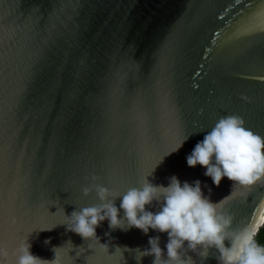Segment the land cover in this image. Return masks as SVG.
Masks as SVG:
<instances>
[{
  "label": "water",
  "instance_id": "water-1",
  "mask_svg": "<svg viewBox=\"0 0 264 264\" xmlns=\"http://www.w3.org/2000/svg\"><path fill=\"white\" fill-rule=\"evenodd\" d=\"M233 1L0 0V247L8 261L26 239L42 259L57 248L60 264H152L135 249L157 235L166 254L167 233L111 230L105 220L99 243L67 229L74 210L100 203L95 190L83 194L92 175L122 196L155 168L148 179L157 185L173 175L199 180L234 228L255 219L264 178L241 187L225 177L217 187L186 159L222 116L239 115L264 137V34L253 48L212 34L211 17ZM256 10L245 19L264 23V3ZM213 253L188 255L219 264Z\"/></svg>",
  "mask_w": 264,
  "mask_h": 264
},
{
  "label": "clouds",
  "instance_id": "clouds-1",
  "mask_svg": "<svg viewBox=\"0 0 264 264\" xmlns=\"http://www.w3.org/2000/svg\"><path fill=\"white\" fill-rule=\"evenodd\" d=\"M187 139L188 136L168 154L178 151ZM186 159L189 167H204V175L217 187L225 177L233 186L251 187L264 178V137L246 128L239 115L222 116ZM162 161L163 158L158 164ZM154 170L143 178L139 187L129 188L122 196L97 183L100 177L92 175L91 185L83 188V194L87 196L95 190L100 203L74 210L67 216V229L85 240L98 242L96 229L105 220L111 230L136 228L145 235L150 229L167 233L166 254L160 247L159 235L149 238V248L135 249L140 254L138 261L151 256L154 257L152 264H196L188 252L196 253L204 261L211 249H216L218 255H213L219 264H264V240L256 238L264 226V202L254 213L256 219L234 228L233 216L222 210L220 201L213 203L204 195L199 180L181 184L173 175L167 186L157 185L148 179ZM118 197H122L119 208L115 203ZM154 202L159 205L158 209L155 212L146 210V205L152 206ZM261 222L263 224L258 227ZM226 240L230 246L225 245ZM101 245L107 248V244ZM30 248L26 239L13 253L15 260L8 261V251L0 247V264H60L57 248L52 260L33 255Z\"/></svg>",
  "mask_w": 264,
  "mask_h": 264
},
{
  "label": "bare ground",
  "instance_id": "bare-ground-1",
  "mask_svg": "<svg viewBox=\"0 0 264 264\" xmlns=\"http://www.w3.org/2000/svg\"><path fill=\"white\" fill-rule=\"evenodd\" d=\"M262 3L264 0H235L230 2L226 8L211 17L212 34L215 32L221 34L224 42L253 48L259 34H264V23L260 19L248 22L245 17L261 6ZM260 51H264V48H261Z\"/></svg>",
  "mask_w": 264,
  "mask_h": 264
},
{
  "label": "trees",
  "instance_id": "trees-1",
  "mask_svg": "<svg viewBox=\"0 0 264 264\" xmlns=\"http://www.w3.org/2000/svg\"><path fill=\"white\" fill-rule=\"evenodd\" d=\"M256 238H257V241L264 240V226L260 228Z\"/></svg>",
  "mask_w": 264,
  "mask_h": 264
}]
</instances>
